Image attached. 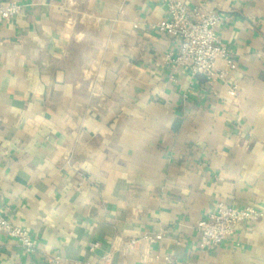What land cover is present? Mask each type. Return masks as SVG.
Returning a JSON list of instances; mask_svg holds the SVG:
<instances>
[{"label":"crops","instance_id":"obj_1","mask_svg":"<svg viewBox=\"0 0 264 264\" xmlns=\"http://www.w3.org/2000/svg\"><path fill=\"white\" fill-rule=\"evenodd\" d=\"M180 1L220 16L229 82L170 60L162 0H0L23 7L0 24V214L37 244L0 236V264H264V217L215 250L197 230L264 210V0Z\"/></svg>","mask_w":264,"mask_h":264},{"label":"built area","instance_id":"obj_2","mask_svg":"<svg viewBox=\"0 0 264 264\" xmlns=\"http://www.w3.org/2000/svg\"><path fill=\"white\" fill-rule=\"evenodd\" d=\"M162 3L166 17L156 30L160 35L174 38L178 44L176 55L170 60L178 67L188 68L193 76H203L209 82H229L238 66L233 54L222 44L216 33L221 19L218 13L205 6L190 8L180 0H162ZM22 11L23 7L17 3L0 2V24L19 17ZM237 92V86L229 89L232 97ZM263 217L264 210L254 206L237 209L219 202L215 212L197 226L199 247L203 250H215L235 235L240 224ZM0 236L16 241L27 253H33L37 249V244L27 229L14 225L1 214ZM149 240L161 241L162 235ZM52 261L53 264H60L58 257H54Z\"/></svg>","mask_w":264,"mask_h":264},{"label":"water","instance_id":"obj_3","mask_svg":"<svg viewBox=\"0 0 264 264\" xmlns=\"http://www.w3.org/2000/svg\"><path fill=\"white\" fill-rule=\"evenodd\" d=\"M199 77L204 78L203 76H199Z\"/></svg>","mask_w":264,"mask_h":264}]
</instances>
